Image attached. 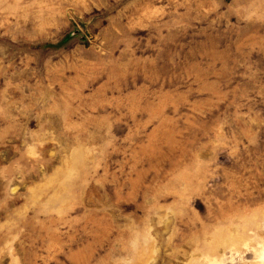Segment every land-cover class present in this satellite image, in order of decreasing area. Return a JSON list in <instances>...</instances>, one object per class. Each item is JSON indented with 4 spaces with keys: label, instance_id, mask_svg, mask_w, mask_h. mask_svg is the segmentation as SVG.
Instances as JSON below:
<instances>
[{
    "label": "rangeland",
    "instance_id": "1",
    "mask_svg": "<svg viewBox=\"0 0 264 264\" xmlns=\"http://www.w3.org/2000/svg\"><path fill=\"white\" fill-rule=\"evenodd\" d=\"M0 264H264V0H0Z\"/></svg>",
    "mask_w": 264,
    "mask_h": 264
}]
</instances>
